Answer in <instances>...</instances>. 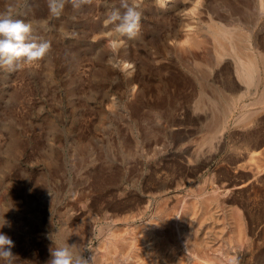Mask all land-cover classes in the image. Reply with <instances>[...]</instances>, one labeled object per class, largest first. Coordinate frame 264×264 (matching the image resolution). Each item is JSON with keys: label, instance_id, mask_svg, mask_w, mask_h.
Instances as JSON below:
<instances>
[{"label": "rangeland", "instance_id": "1", "mask_svg": "<svg viewBox=\"0 0 264 264\" xmlns=\"http://www.w3.org/2000/svg\"><path fill=\"white\" fill-rule=\"evenodd\" d=\"M260 1L127 0L142 12L128 39L106 23L121 0L59 17L47 0H0L51 44L0 70V233L15 264H48L66 241L94 264L264 263ZM213 25L245 38L258 84L240 81L231 44L218 53Z\"/></svg>", "mask_w": 264, "mask_h": 264}, {"label": "clouds", "instance_id": "2", "mask_svg": "<svg viewBox=\"0 0 264 264\" xmlns=\"http://www.w3.org/2000/svg\"><path fill=\"white\" fill-rule=\"evenodd\" d=\"M92 0H47V6L53 17H59L65 4L79 11ZM121 8L123 11H121ZM142 12L127 0H121L120 8L113 7L106 15V23L114 26L116 32L134 39L141 28ZM49 41L35 34L31 22L17 18L11 7L0 11V70L14 72L24 65H30L45 58L50 50ZM8 222L4 219L0 228ZM14 242L7 235L0 233V261L4 264H15L16 256L12 252ZM85 247L69 245L67 241L51 249L48 264H94V257L85 258ZM232 264H236L233 261Z\"/></svg>", "mask_w": 264, "mask_h": 264}, {"label": "bare ground", "instance_id": "3", "mask_svg": "<svg viewBox=\"0 0 264 264\" xmlns=\"http://www.w3.org/2000/svg\"><path fill=\"white\" fill-rule=\"evenodd\" d=\"M262 1V0H261ZM260 1V2H261ZM198 2H199V0H198ZM218 2V1H217ZM220 2V1H219ZM225 2V1H224ZM204 3V2H203ZM211 3V2H210ZM203 5V4H202ZM208 5V4H207ZM217 5H218V3H217ZM217 5H215V3H214V6H215V8H216V6ZM224 5V4H223ZM260 5H262L261 3H260ZM221 6V5H220ZM158 7V6H157ZM196 7V6H195ZM222 7V6H221ZM212 8V7H211ZM212 9H214V7L212 8ZM161 10V9H160ZM216 11V10H215ZM225 11V10H224ZM228 11V10H227ZM211 12H212V10H211ZM183 13H185V12H183ZM199 13V12H198ZM225 13V12H224ZM264 13V12H263ZM189 14V13H188ZM191 14V13H190ZM203 14V13H202ZM177 15V14H176ZM179 15V14H178ZM192 15V14H191ZM193 16H194V14H193ZM204 16V15H203ZM225 16V15H224ZM238 17V16H237ZM240 17V16H239ZM227 18V17H226ZM231 18V17H230ZM183 19V18H182ZM226 20V19H225ZM191 21H193V20H191ZM216 21V20H215ZM220 22V21H219ZM192 23V22H191ZM188 24H190L189 22H188ZM204 25V24H203ZM234 25V24H233ZM195 26H197L198 27V25H195ZM224 27H225V25H224ZM232 28V27H231ZM196 29H198V28H196ZM195 29V30H196ZM225 29V28H224ZM246 29V28H245ZM206 30H207V27H206ZM182 31H183V29H182ZM188 31V30H187ZM200 31V30H199ZM209 31V30H208ZM230 31V30H229ZM240 31V30H239ZM201 32V31H200ZM199 32V33H200ZM197 33H198V31H197ZM205 33V32H204ZM204 33H202V34H204ZM207 33V32H206ZM210 33V32H209ZM201 34V33H200ZM211 34H212V37L216 40V42L218 43V45L216 46V44H214L216 47H218L219 46V50H218V53L219 54H224L225 53V51H226V49H225V47H224V45H223V43L225 42V43H229V44H231V45H229V51H231V53H233L234 55H236L235 57L238 59V63H237V66H236V68H237V75H238V78L240 79V81H242L245 85H247V86H249V87H251L252 85H254V82L256 81L255 79H257V83L256 84H258V77L256 78V73H257V71H258V68H259V64L260 63H258V60L256 59L257 58V54L256 55H254V56H250V55H248V54H246V52H248V51H246L245 50V46L243 45L244 43H245V45H246V40H245V38H242L239 34H236V35H234V36H232L231 35V33L230 32H226V31H224L222 28H219L217 25H213V27L211 28ZM210 34V35H211ZM246 35V34H245ZM238 36H240V37H238ZM200 37H201V35H200ZM246 37V36H245ZM192 38V37H191ZM210 39H211V37H210ZM249 41V40H248ZM196 42V41H195ZM212 41H210V43H211ZM198 43H199V40H198ZM213 43V42H212ZM215 43V42H214ZM224 43V44H225ZM258 43V42H257ZM178 45V44H177ZM188 45V44H187ZM186 45V46H187ZM197 45V44H196ZM195 45V46H196ZM214 46V47H215ZM225 46H227V45H225ZM255 47V46H254ZM179 48V47H178ZM180 49H181V47H180ZM214 49V48H213ZM247 49V48H246ZM253 49V48H252ZM255 49H256V47L254 48V51H255ZM198 50V49H197ZM201 50V49H200ZM200 50H198V51H200ZM197 51V52H198ZM216 52V51H215ZM230 53V54H231ZM261 53V52H260ZM216 54V53H215ZM255 54V53H254ZM191 55V54H190ZM195 56V55H194ZM218 56H220V55H218ZM222 56H225V55H222ZM255 56H256V58H255ZM260 58H261V60H262V62H263V65H264V54L262 55V54H260ZM191 57H193V56H191ZM198 57H199V55H198ZM232 58V57H231ZM220 59V58H219ZM223 59H225V58H223ZM194 60V59H193ZM202 60V59H201ZM217 60V59H216ZM200 61V60H199ZM222 61V60H221ZM232 61V60H231ZM201 62V61H200ZM218 62H220V61H218ZM235 62V61H234ZM202 63V62H201ZM236 63V62H235ZM123 64V63H122ZM129 64V63H128ZM234 64V63H233ZM262 64V63H261ZM134 64H132V66H133ZM202 65V64H201ZM261 66V65H260ZM123 67V66H122ZM131 67V66H130ZM262 67V66H261ZM198 68V67H197ZM196 68V69H197ZM233 69V70H234ZM262 69V68H261ZM124 70V69H123ZM126 70H128V69H126ZM130 70V69H129ZM212 70V69H211ZM234 70V71H235ZM214 70H212L211 72H213ZM125 72H127V71H125ZM209 73H210V71H208ZM128 73V72H127ZM205 73H206V71H205ZM198 76H199V74H198ZM209 76V75H208ZM259 76V75H258ZM200 77V76H199ZM204 78V77H203ZM202 78V79H203ZM210 78V77H209ZM201 79V80H202ZM206 79V78H205ZM212 79H213V76H212ZM263 79V78H262ZM132 80V79H131ZM203 81H205V80H203ZM210 81H212V80H210ZM209 81V82H210ZM262 81V80H261ZM263 81H264V79H263ZM263 81H262V83H263ZM208 82V81H207ZM213 82V81H212ZM262 85V84H261ZM208 86V85H207ZM214 86V85H213ZM213 86H211V87H213ZM209 87V86H208ZM216 87H217V85H216ZM244 88V87H243ZM245 88H246V86H245ZM255 88H257V87H255ZM202 91V90H201ZM221 91V90H220ZM264 91V90H263ZM263 91H262V97L260 98V99H262L263 97H264V93H263ZM202 92H204V91H202ZM208 92V91H207ZM218 92V91H217ZM250 92V91H249ZM206 93V92H205ZM220 93V92H219ZM237 93V92H236ZM203 94V93H202ZM213 94H214V92H213ZM220 95V94H219ZM203 96H204V94H203ZM226 96V95H225ZM216 97V96H215ZM232 97V96H231ZM242 97V96H241ZM212 98V97H211ZM214 98V97H213ZM217 99H218V97H217ZM222 100V99H221ZM228 100V99H227ZM215 102V101H214ZM220 102H222V101H220ZM216 103V102H215ZM225 103V102H224ZM212 104H214V103H212ZM214 106V105H213ZM222 111V110H221ZM224 112V111H223ZM226 112V111H225ZM220 115V114H219ZM215 120V119H214ZM217 120V119H216ZM218 121V120H217ZM223 121V120H222ZM214 122V121H213ZM216 123V122H215ZM217 124V123H216ZM263 171V170H262ZM264 173V172H263ZM215 191V190H214ZM213 191V192H214ZM216 192H218V191H216ZM230 192V191H229ZM228 193V192H227ZM203 194V193H202ZM202 194H200V195H202ZM222 194V193H221ZM212 195V194H211ZM220 195V193L218 194V196ZM228 195V194H227ZM182 197V196H181ZM190 197H194V198H196L195 196H190ZM204 197V196H203ZM220 197H222V196H220ZM198 198V197H197ZM208 198H209V195H208ZM212 198V197H211ZM201 199V198H200ZM210 199V198H209ZM224 199V198H223ZM169 200V199H168ZM177 200V199H176ZM155 201V200H154ZM157 201V200H156ZM184 201H186V200H184ZM212 201V200H211ZM210 201V202H211ZM219 201V200H218ZM166 202V201H165ZM173 202V201H172ZM177 202V201H176ZM213 202H214V200H213ZM224 202V201H223ZM152 204H154L153 202H151ZM186 203H187V201H186ZM198 203H200V202H198ZM219 202H217V204H218ZM221 203V202H220ZM174 204V203H173ZM188 204V203H187ZM223 204H225V203H223ZM223 204H222V206H223ZM180 205V204H179ZM184 205H186V204H184ZM210 205V204H209ZM171 206V205H170ZM191 206V205H190ZM200 206H201V203H200ZM137 207V206H136ZM140 207H142V206H140ZM178 207H180V206H178ZM188 207V206H187ZM194 207V206H193ZM204 207V206H203ZM225 207V206H224ZM127 208V207H126ZM148 208V207H147ZM152 208H154V207H152ZM130 209V208H129ZM134 209V208H133ZM223 209V208H222ZM146 210H148V209H146ZM153 210V209H152ZM168 210V209H167ZM189 210V209H188ZM145 211V210H144ZM150 211H151V209H150ZM166 211V210H165ZM225 211V210H224ZM140 212V211H139ZM143 212V211H142ZM200 212V211H199ZM223 212V211H222ZM129 213V212H128ZM132 213V212H131ZM164 213V212H163ZM172 213V212H171ZM198 213V212H197ZM226 213V212H225ZM180 214V213H179ZM222 214V213H221ZM137 215V214H136ZM144 215V214H143ZM158 215V214H157ZM202 215V214H201ZM214 215H217V214H214ZM226 215V214H225ZM227 215H228V213H227ZM148 216V215H147ZM198 216V215H197ZM139 217H141V216H139ZM153 217H154V215H153ZM225 217V216H224ZM119 218V217H118ZM135 218H138V217H135ZM143 218V217H142ZM145 218V217H144ZM143 218V219H144ZM149 218V217H148ZM154 218H156V217H154ZM159 218V217H158ZM157 218V219H158ZM219 218H220V216H219ZM222 218V217H221ZM140 219V218H139ZM151 219H152V217H151ZM208 219V218H207ZM136 220V219H135ZM147 220V219H146ZM196 220V219H195ZM216 220V219H215ZM222 220V219H221ZM142 221V220H141ZM213 221H214V219H213ZM226 221V220H225ZM243 221V220H242ZM132 222H134V221H132ZM148 222V221H147ZM200 222V221H199ZM130 223H131V219H130ZM208 223V222H207ZM216 223V222H215ZM214 223V224H215ZM220 223V222H219ZM222 224H223V222H221ZM230 224L232 223V222H229ZM129 224V223H128ZM135 224V223H134ZM133 223H132V225H134ZM140 224V223H139ZM145 224H146V221H145ZM144 224V225H145ZM161 224V223H160ZM235 224V223H234ZM150 225V224H149ZM174 225H175V223H174ZM225 225V224H224ZM226 226H228V225H226ZM231 226V225H230ZM232 226H233V224H232ZM237 226V225H236ZM151 227H152V225H151ZM163 227V226H162ZM202 227H203V225H202ZM245 227V226H244ZM195 229H196V227H194ZM229 228V227H228ZM152 229V228H151ZM198 229V228H197ZM201 229V228H200ZM232 229V228H231ZM245 229V228H244ZM147 230V229H146ZM229 230V229H228ZM233 230V229H232ZM252 230V229H251ZM111 231V230H110ZM159 231H161V230H159ZM165 231V230H164ZM179 231V230H178ZM190 231V230H189ZM246 231V230H245ZM194 232V231H193ZM199 232H200V230H199ZM210 232V231H209ZM160 233V232H159ZM191 233V232H190ZM212 233V232H211ZM156 234V233H155ZM200 234V233H199ZM207 234V233H206ZM205 234V235H206ZM177 235V234H176ZM140 236V235H139ZM173 236V235H172ZM197 236H198V234H197ZM209 236V235H208ZM145 237V236H144ZM232 237V236H231ZM109 238V237H108ZM213 238V237H212ZM111 239H113V238H111ZM116 239H118V238H116ZM138 239V238H137ZM146 240H147V238H146ZM176 240V239H175ZM115 241V240H114ZM168 242V241H167ZM176 242V241H175ZM178 242V241H177ZM197 242V241H196ZM205 242V241H204ZM149 243H150V241H149ZM140 244H141V242H140ZM160 244H161V242H160ZM172 244V243H171ZM177 244V243H176ZM200 244V243H199ZM113 245V244H112ZM111 245V246H112ZM183 245V244H182ZM204 245V244H203ZM138 246V245H137ZM144 246H146V245H144ZM184 246V245H183ZM239 246V245H238ZM131 247V246H130ZM136 247V246H135ZM140 247V246H139ZM149 247H150V245H149ZM160 247V246H159ZM161 247H163V246H161ZM175 247V246H174ZM177 247V246H176ZM178 247H180V245L178 246ZM177 247V248H178ZM211 247H212V245H211ZM108 248V247H107ZM112 248V247H111ZM118 248V247H117ZM141 248V247H140ZM139 248V249H140ZM169 248V247H168ZM199 248V247H198ZM144 249V248H143ZM155 249V248H154ZM163 249V248H162ZM170 249V248H169ZM175 249V248H174ZM177 250V249H176ZM182 250V249H181ZM187 250V249H186ZM234 250H235V248H234ZM136 251V250H135ZM140 251V250H139ZM196 251V250H195ZM130 252V251H129ZM128 252V253H129ZM141 252V251H140ZM172 252V251H171ZM178 252V251H177ZM184 252V251H183ZM211 252V251H210ZM107 253V252H106ZM186 253V252H185ZM196 253V252H195ZM98 254V253H97ZM134 254V253H133ZM186 254H188V253H186ZM194 254V253H193ZM192 254V255H193ZM210 254V253H209ZM100 255V254H99ZM160 255V254H159ZM162 255V254H161ZM160 255V256H161ZM173 255H175V254H173ZM172 255V256H173ZM191 255V256H192ZM244 255V254H243ZM119 256V255H118ZM153 256V255H152ZM157 256V255H156ZM165 256V255H164ZM163 256V257H164ZM167 256V255H166ZM177 256V255H176ZM226 256H227V254H226ZM100 257V256H99ZM179 257V256H178ZM194 257H195V255H194ZM222 257V256H221ZM98 258V257H97ZM109 258V257H108ZM118 258V257H117ZM177 258V257H176ZM183 258V257H182ZM191 258V257H190ZM209 258V257H208ZM207 258V259H208ZM158 259V258H157ZM185 259V258H184ZM99 261H100V259H98ZM178 260H180V259H178ZM186 260V259H185ZM206 260V259H205ZM210 260V259H209ZM208 260V261H209ZM215 260H216V258H215ZM245 260V259H244ZM111 261V260H110ZM126 261V260H125ZM187 261V260H186ZM198 261V260H197ZM196 261V262H197ZM98 262V261H97ZM177 262V261H176ZM194 262V261H193ZM215 262V261H214ZM96 263V262H95ZM112 263H114V262H112ZM169 263V262H168ZM191 263V262H190ZM203 263V262H202ZM232 263V262H231ZM117 264V263H116ZM173 264V263H172ZM180 264V263H179ZM208 264V263H207ZM229 264H230V262H229ZM264 264V263H263Z\"/></svg>", "mask_w": 264, "mask_h": 264}]
</instances>
